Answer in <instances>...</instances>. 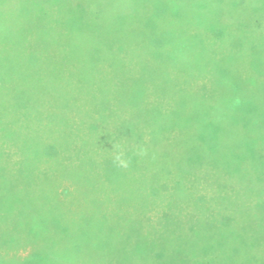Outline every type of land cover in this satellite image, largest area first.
Instances as JSON below:
<instances>
[{
  "label": "trees",
  "instance_id": "16d2710c",
  "mask_svg": "<svg viewBox=\"0 0 264 264\" xmlns=\"http://www.w3.org/2000/svg\"><path fill=\"white\" fill-rule=\"evenodd\" d=\"M70 1L130 8L30 2ZM188 3L264 40V0ZM194 100L0 95V264H264V112Z\"/></svg>",
  "mask_w": 264,
  "mask_h": 264
},
{
  "label": "rangeland",
  "instance_id": "374dc122",
  "mask_svg": "<svg viewBox=\"0 0 264 264\" xmlns=\"http://www.w3.org/2000/svg\"><path fill=\"white\" fill-rule=\"evenodd\" d=\"M20 1L0 11V95L181 96L264 112V40L248 10L225 18L234 28L198 17L193 0H128L122 18Z\"/></svg>",
  "mask_w": 264,
  "mask_h": 264
}]
</instances>
